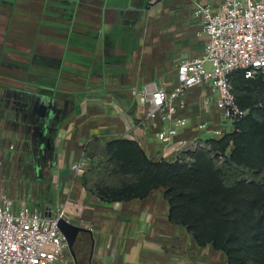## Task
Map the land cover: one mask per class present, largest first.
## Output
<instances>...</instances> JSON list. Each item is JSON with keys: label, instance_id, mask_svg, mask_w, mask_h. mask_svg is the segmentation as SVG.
Segmentation results:
<instances>
[{"label": "crops", "instance_id": "0c3cea01", "mask_svg": "<svg viewBox=\"0 0 264 264\" xmlns=\"http://www.w3.org/2000/svg\"><path fill=\"white\" fill-rule=\"evenodd\" d=\"M205 41L189 0H0V192L47 214L66 200L79 206L68 218L85 229L71 248L73 264H227L221 250L199 246L169 220L163 187L101 201L71 168L87 144L123 138L148 158L171 159L173 144L162 151L156 139L164 125L144 123L129 90H172L178 63L200 57ZM206 91L186 93L179 115L189 123L174 141L215 120L214 106L202 102ZM39 142L53 151L47 173L34 176L42 168L33 171L20 146Z\"/></svg>", "mask_w": 264, "mask_h": 264}, {"label": "built area", "instance_id": "2783aa9c", "mask_svg": "<svg viewBox=\"0 0 264 264\" xmlns=\"http://www.w3.org/2000/svg\"><path fill=\"white\" fill-rule=\"evenodd\" d=\"M189 1L206 36L203 54L178 63L176 83L170 91L153 84L129 90L144 108L142 121L156 127L164 125L157 130L156 139L162 151L173 144V156L168 159L162 155L160 160L173 162H188L189 159L182 160L183 154L204 147L207 139H219L233 132L247 114L235 99V72H241L245 79L264 81V0H222L218 6L214 0ZM155 2L148 0L149 4ZM200 85L207 89L202 102L214 106L215 120L198 123L195 137L174 141L189 123L179 115L186 107V93ZM13 149L15 145L9 144L8 150ZM83 155L71 165L77 175L85 171ZM80 210L66 200L54 213L47 214L25 203L16 206L14 197L0 192V264H73L58 220L69 221V215Z\"/></svg>", "mask_w": 264, "mask_h": 264}, {"label": "trees", "instance_id": "16d2710c", "mask_svg": "<svg viewBox=\"0 0 264 264\" xmlns=\"http://www.w3.org/2000/svg\"><path fill=\"white\" fill-rule=\"evenodd\" d=\"M232 86L237 104L248 112L233 132L207 139L205 145L221 155L230 145L226 161L264 170V97L259 98L264 81L235 72ZM241 90L247 94L237 95ZM107 152L113 162L107 174L132 178L112 183L106 175L87 186L90 180L83 176V185L101 201L139 199L163 187L169 220L185 226L199 246L221 250L227 264H264V183L241 179L225 185L223 173L203 148L190 153V162L155 161L136 141L125 138L108 142Z\"/></svg>", "mask_w": 264, "mask_h": 264}, {"label": "rangeland", "instance_id": "374dc122", "mask_svg": "<svg viewBox=\"0 0 264 264\" xmlns=\"http://www.w3.org/2000/svg\"><path fill=\"white\" fill-rule=\"evenodd\" d=\"M244 94H247V91L241 90L237 92V95L243 96ZM263 96H260L261 99ZM21 152H27L30 154V160L32 164V170L34 171V165L39 169L42 170V172H30V174L38 175L40 173L41 175H45L47 172H45V168L47 165L48 160L51 159L52 155V145H41L39 144H31L28 143L26 145L20 146ZM203 149L209 150V154L211 158L214 160L215 165L221 170L223 173V181L225 185L231 186L235 182L241 179H250V180H256L260 182L261 184L264 183V170H256L251 167H242L237 164H233L231 162L226 161V158L230 156V152L232 149V146L229 145L227 149L224 152V155H221L220 153H217V151H211L208 147V145H205L204 147H201ZM199 149V148H198ZM85 152V161L86 165L84 167L85 178L90 180V182L87 183V186H90L93 182L97 183V180L100 178L105 177L106 175L109 176V180L112 183L117 182L118 180L122 178L130 179L132 178L131 175H108V171L113 168V162L110 157V155L107 152V144L104 145H94L89 147L87 144L84 148ZM192 152H187L185 155H182V160L189 159L188 162L192 160L191 154ZM43 154H46L45 156ZM41 156V157H40ZM168 162H173L172 160ZM175 162V161H174ZM186 162V161H184ZM37 171V169H36ZM82 174V175H83ZM92 180V181H91ZM114 185V184H112Z\"/></svg>", "mask_w": 264, "mask_h": 264}, {"label": "water", "instance_id": "95a60500", "mask_svg": "<svg viewBox=\"0 0 264 264\" xmlns=\"http://www.w3.org/2000/svg\"><path fill=\"white\" fill-rule=\"evenodd\" d=\"M58 227L61 233L67 239L70 249L72 248L78 234L85 231V229L81 228L80 226H77L63 218L58 220Z\"/></svg>", "mask_w": 264, "mask_h": 264}]
</instances>
